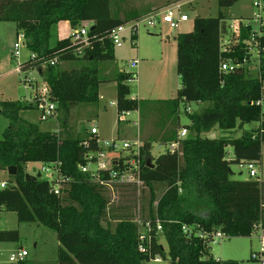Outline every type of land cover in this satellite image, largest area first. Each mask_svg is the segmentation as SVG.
Wrapping results in <instances>:
<instances>
[{"label": "trees", "instance_id": "trees-1", "mask_svg": "<svg viewBox=\"0 0 264 264\" xmlns=\"http://www.w3.org/2000/svg\"><path fill=\"white\" fill-rule=\"evenodd\" d=\"M239 0H219L221 8ZM145 13L125 12L124 17L111 7V0H0V21H14L25 36L28 49L37 59L20 64L22 70L36 68L48 84L51 99L58 110L69 112L80 104L98 102L101 84L98 62L115 58V46L109 39L112 29ZM67 21L72 28L89 26L90 46L81 54L71 36L50 44L52 27ZM226 16L197 17L193 29L177 37V72L181 79L178 99L211 104L191 115L188 135L177 152L168 150L151 155L152 144L144 142L141 150L143 185H100L80 169L88 150L98 147L97 135H63L60 131L42 130L21 115L34 107L22 100H0V112L9 126L0 138V169L16 167L8 186L0 189V210L19 212L25 203V220L40 221L55 230L64 245L58 264H148L157 255L171 264H241L238 260L204 257L205 241L188 237L183 224H200L205 230H221L228 237L251 236L256 225L264 229V182L231 177L233 163H259L264 144V118L255 102L264 80V50L257 72L244 68L224 74V58L243 60V43L231 52L221 50L220 37L225 31ZM135 35L134 38H137ZM264 46V37L262 39ZM57 58L55 65L43 66L42 60ZM81 60L80 68H63L60 63ZM133 73L120 71L117 82L118 113L139 109V99L131 94ZM259 121L254 130L240 137L205 138L201 132L218 126L222 130L243 128ZM69 128L66 130L68 133ZM91 139L85 148L83 142ZM233 148L228 159L227 148ZM60 162L67 181L61 195L51 192L49 183L27 181L28 162ZM118 194V200H112ZM50 210V211H49ZM142 221H151V245L139 250ZM160 223L162 230L157 232ZM163 235L167 250L159 241ZM18 229H0V242H17ZM75 253L78 259L70 256ZM21 263V262H20Z\"/></svg>", "mask_w": 264, "mask_h": 264}, {"label": "rangeland", "instance_id": "rangeland-1", "mask_svg": "<svg viewBox=\"0 0 264 264\" xmlns=\"http://www.w3.org/2000/svg\"><path fill=\"white\" fill-rule=\"evenodd\" d=\"M254 1L239 0L230 7L221 8L219 0H111L112 11L120 14L136 9L144 12L152 8L151 10L154 11L174 2H183L181 10L189 16V20L183 22L180 28H172L159 18L156 26L150 29L141 27L137 38L131 40L130 35H127V41L123 46L115 48L114 59L98 62L100 78L105 80L100 86L98 102L80 104L69 112L57 109L48 120H42L40 117L35 89L28 88L25 81L23 82L25 74L41 82L39 72L36 69L19 72V64L30 59L31 51L27 45H23L19 55L15 56L14 45L20 34L17 23L0 21V100H22L34 103L33 108L24 110L21 114L23 118L38 124L42 130L59 129L57 131L65 136L78 132L87 134L86 127L96 126L99 130L100 142L115 138L129 141L140 138L142 142L149 141L152 144L151 155L155 158L167 150L169 141L163 140L167 134L175 140L178 130L190 125L191 115L201 112L203 108L211 104L206 101L200 105L196 101L177 98L181 85L177 72V35L180 32L192 30L195 18L216 17L220 11L226 16V25L238 18L253 17L258 12ZM83 26L87 27L90 24H83L77 28ZM73 32L74 28L67 21L55 24L52 27L50 44L55 45L58 40L71 36ZM133 60H138L135 68L131 65ZM60 64L63 68H80L83 62L76 60ZM120 71L136 73V79L130 81V96L139 99L140 107L127 117L125 114L118 113L116 105L115 77ZM258 125L259 121H254L245 124L243 128L237 127L233 130H222L215 126L201 132V136L205 138L240 137L244 131L254 130ZM8 126L9 120L0 112V138ZM67 128L69 131L66 134ZM196 134L195 131L189 132L192 136ZM227 150L228 159H232L233 148L229 146ZM41 167L42 162H28L25 170L26 173L38 176ZM255 167L258 171L257 177L264 182V144L261 161L256 163ZM231 169L233 172L231 177L234 179H248L250 176L247 163H233ZM11 179L8 169H0V180L10 182ZM38 180L49 183L43 172ZM118 199V194H112L113 201ZM23 200L19 212L0 210V229H18L20 233V239L17 242H0V264H58L64 249L58 233L40 221L25 220L26 207ZM159 241L167 250L166 241L161 234ZM260 246L258 233L254 231L251 236L221 239L212 245L204 257L234 259L241 264H261L260 261L252 258L253 253L259 251ZM22 248L30 252L27 259L21 263L10 261V255ZM148 264H171V262L167 257L162 258L161 261H150Z\"/></svg>", "mask_w": 264, "mask_h": 264}, {"label": "built area", "instance_id": "built-area-1", "mask_svg": "<svg viewBox=\"0 0 264 264\" xmlns=\"http://www.w3.org/2000/svg\"><path fill=\"white\" fill-rule=\"evenodd\" d=\"M183 2H174L166 5L165 7L156 9L143 15L137 19H132L123 24L118 25L110 32L109 39L115 47H121L127 41V35H130V39H135L134 36L138 35L141 27L150 29L156 26L158 19L161 18L163 22L168 23L172 28H180L183 22L189 20V16L182 12L181 8ZM255 7L258 8V12L253 17L238 18L233 23L227 25L225 31H222L220 41L221 50L223 52H231L234 46L242 41L244 49L243 60H237L234 57L224 58L220 63V70L224 74L236 72L240 68H244L250 72H257L259 78L262 79L260 73L261 53L264 50L262 39L264 37V0H255ZM149 31V30H148ZM25 36L22 32L18 35V40L14 45L15 56H18L20 49L25 44ZM72 42L77 46L76 52L81 54L83 50L90 46L89 41V26L80 27L74 29L71 34ZM30 59H37V55L31 52ZM58 62L57 58L51 60H42L41 64L46 66L48 64L55 65ZM21 64V63H20ZM19 64V65H20ZM138 60H133L131 65L136 67ZM33 69V68H32ZM28 69V70H32ZM36 69V68H34ZM22 70L19 72L28 71ZM37 70V69H36ZM38 71V70H37ZM133 73V79H136V73ZM39 74V73H38ZM25 81V82H24ZM23 82L27 84L28 88L35 89L37 93V105L40 110V117L42 120L50 119L57 111V104L51 99L50 89L48 84L42 79L41 82L29 74L23 76ZM260 107V117L264 118V80L261 81L260 97L255 102ZM132 111H125L126 117L131 115ZM189 128L182 127L178 130L177 138L167 145V150L170 152H177L180 149L181 141H183L189 135ZM99 130L96 126H93L89 130V134L98 136ZM91 139H86L83 142V146L88 148L90 146ZM98 147L95 150H88L85 154V163L80 165V169L89 175L90 179L100 185H106L113 187L114 185H129L134 184L137 187L143 185L141 178V150L144 142L140 138L129 141L115 138L100 142L99 136L97 137ZM126 151V152H124ZM247 163V167L250 170L249 179H257L258 171L256 170V163L253 161L244 162ZM60 162H53L50 164L42 163L39 174L43 172L48 179L51 192L56 195H61V189L63 183L67 181L60 170ZM31 174V173H30ZM8 186L7 180H0V189ZM141 226L139 233V250L141 252H147L151 245V232L154 229V225L151 221H142L138 219ZM156 231L162 230V225L158 223L156 225ZM183 232L188 237L197 236L205 241V247L209 251L213 244L218 243L221 239L228 237L221 230L208 231L201 227L200 224H183ZM255 232L258 233V237L261 241V246L258 252H254L252 258L264 264V229L261 225L255 226ZM29 252L26 249H19L10 255L9 260L12 262L20 263L27 259ZM161 256L157 255L152 261H161Z\"/></svg>", "mask_w": 264, "mask_h": 264}, {"label": "crops", "instance_id": "crops-1", "mask_svg": "<svg viewBox=\"0 0 264 264\" xmlns=\"http://www.w3.org/2000/svg\"><path fill=\"white\" fill-rule=\"evenodd\" d=\"M152 9V8H151ZM151 9H148V10H146V11H144V12H142V11H140L139 9H136V10H138V11H140L141 13H145V15H146V13H149V12H151L152 10ZM121 16H123L124 17V14H120ZM88 24H92V22H89ZM138 37V36H137ZM200 103V105L202 104V102H199ZM204 109V108H203ZM22 115V114H21ZM93 127V126H92ZM91 127V128H92ZM90 127H86V131H87V133L89 134V130L91 129ZM57 130H59V129H57ZM56 130V131H57ZM169 134H167L166 135V138L165 139H163L164 141H166V142H171V141H173L174 139H171V137L170 136H168ZM168 142V143H169ZM22 249H25V248H22ZM29 254H30V252H29ZM29 254H28V256H29ZM69 254H70V256L72 257V258H74V259H78V256L75 254V253H73V252H71V251H69ZM27 256V257H28Z\"/></svg>", "mask_w": 264, "mask_h": 264}, {"label": "water", "instance_id": "water-1", "mask_svg": "<svg viewBox=\"0 0 264 264\" xmlns=\"http://www.w3.org/2000/svg\"><path fill=\"white\" fill-rule=\"evenodd\" d=\"M8 171L10 174L15 175L17 173V168L16 167H9ZM39 176H40V174H38V176H34L30 173H26V180L27 181L36 180V179H38Z\"/></svg>", "mask_w": 264, "mask_h": 264}]
</instances>
